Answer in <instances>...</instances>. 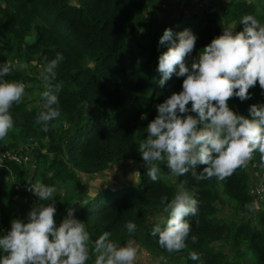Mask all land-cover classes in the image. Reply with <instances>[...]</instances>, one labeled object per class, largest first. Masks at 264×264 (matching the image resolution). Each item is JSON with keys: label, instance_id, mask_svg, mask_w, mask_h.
Segmentation results:
<instances>
[{"label": "trees", "instance_id": "16d2710c", "mask_svg": "<svg viewBox=\"0 0 264 264\" xmlns=\"http://www.w3.org/2000/svg\"><path fill=\"white\" fill-rule=\"evenodd\" d=\"M164 1L0 0V65L7 61L13 64L11 74L2 79L25 85L22 102L13 104L10 110L14 128L0 140V150L12 149L28 156L21 161L1 159L0 238L11 230L14 217L4 208L5 203L22 198L29 199L27 206L32 210L54 203L57 227L73 207L75 218L85 223L92 241L105 231L118 245L134 239L153 256L165 257L167 264H241L209 247L210 242L224 237L232 238L236 244L246 242L255 263L264 264V208L237 223L216 214L221 193L235 201L240 211H248L245 204L253 199L248 193L245 169L219 182L216 178L197 181L191 172L174 177L173 182L165 176L170 173L161 162L162 178L152 182L138 151L139 142L147 138V125L158 115L156 106L182 91L186 78L173 74L163 85L160 83L163 77L157 71L158 58L171 45V41L160 44L165 30L171 29L177 42L178 34L185 30L197 37L195 49L187 57L190 66L204 47L223 34L225 27L231 25L236 33L243 31L244 15L255 16L264 26V0H221V11L214 9L212 0L210 7L181 17L171 15L167 5L145 24L142 17L150 7ZM140 32V45L129 42ZM57 53L64 59L52 84H62L57 93L61 114L44 132L36 123L44 102L42 93L48 90L40 74ZM261 98L264 100V94ZM233 111L251 118L248 111L237 107ZM143 115L147 119H141ZM27 141L35 143L28 153L18 149ZM255 157L258 161V153ZM117 161L135 166L134 173L140 174L136 175V183L103 179L98 183L92 179ZM203 167L197 166L196 171ZM35 182L55 187L58 191L54 200L40 201L29 191ZM181 183L197 199L198 215L187 217L192 231L186 247L169 253L151 234L153 217L162 206V198L170 201ZM89 187L95 192L87 196ZM32 210L24 209L23 222H28ZM129 221L136 224L135 233L128 232L125 225ZM191 252H196L199 260L191 259ZM4 255L0 250V258ZM94 259L93 255L88 264H94Z\"/></svg>", "mask_w": 264, "mask_h": 264}, {"label": "clouds", "instance_id": "9594fccd", "mask_svg": "<svg viewBox=\"0 0 264 264\" xmlns=\"http://www.w3.org/2000/svg\"><path fill=\"white\" fill-rule=\"evenodd\" d=\"M241 23L243 31L236 33L231 25L225 27L223 34L204 47L190 66L187 57L193 53L197 37L185 30L178 34L177 42L171 29L163 33L160 44L171 41V45L158 58L157 71L163 77L161 85L173 74L186 78L182 91L156 106L158 115L147 125V138L138 145L147 167L146 174L152 182L162 178L161 162L173 177L191 172L197 181L212 178L223 181L238 169H247L257 153L258 163L253 165L259 168L256 175L264 173V105H252L251 118L237 114L228 105L233 97L241 101L249 99V90L257 83L264 89V26L251 14L244 15ZM63 59V55L57 53L40 74L48 90L42 93L44 102L36 123L42 125L44 132L49 131L50 122L61 114L57 93L62 84L53 85L52 81ZM12 70L11 61L0 65V140L14 128L10 110L13 104L22 102L25 95L23 83L2 79ZM187 113L195 115H185ZM200 165L204 167L197 172ZM28 190L40 201H53L58 191L41 182L31 183ZM161 205L153 217L151 234L167 252H179L186 247L191 234L192 225L187 217L198 215V201L181 183L171 200L164 197ZM245 208L254 213L259 204L253 200L246 203ZM74 212L70 207L67 218L58 227L54 203L34 208L28 214L27 223L13 220L11 230L0 238V250L6 253L0 258V264H88L93 255L94 264H136L139 249L134 239L120 246L105 231L92 241L85 223L76 219ZM125 226L130 234L137 230L131 221ZM191 238L196 241L195 236ZM190 258L199 260V255L191 252ZM161 261L167 264L163 256L156 264Z\"/></svg>", "mask_w": 264, "mask_h": 264}, {"label": "rangeland", "instance_id": "374dc122", "mask_svg": "<svg viewBox=\"0 0 264 264\" xmlns=\"http://www.w3.org/2000/svg\"><path fill=\"white\" fill-rule=\"evenodd\" d=\"M212 0H165L160 4V6H153L150 7L148 12L142 17V20L145 24H148L151 21L152 16L157 12L158 9H162L165 6L169 5L167 9L170 10L171 15H189L194 11H201L203 8H207L210 5ZM221 0H213V3L215 2L214 9L215 10H222L219 6H224V3H220ZM226 0H222V2H225ZM219 2V3H218ZM154 27V26H153ZM150 28V27H149ZM152 26H151V29ZM142 33L136 34L135 36H132L130 38L131 43L139 44L141 41ZM140 45V44H139ZM139 49V48H137ZM19 82V81H18ZM34 92L36 90H33ZM250 98L244 101H241L238 97H233L229 99L228 105L229 107L234 110L235 107L238 108L240 111H248L249 108L254 104L264 105V100L261 98V96L264 94V89H261L259 84L255 87H252L250 90ZM190 108V107H189ZM195 115L194 113H187L185 115ZM35 145L34 142L27 141L26 143H22L19 145V148L28 147L31 149ZM4 151V150H2ZM6 151V150H5ZM7 151L13 152L12 149ZM31 158V157H30ZM258 161L254 159L247 169H245L248 172L249 180H248V193L252 196V199H254L253 191L255 182H258L261 180V183L264 179V173H261L259 176L256 175L257 172H259V168L254 167L253 165L257 164ZM132 164L128 162H120L117 161L116 163H113L110 165L109 168H107L105 171H102V173H98V175L93 176V180L99 182H102V179L104 182L106 181H117V180H124L126 182H133L136 183V175H133L135 172V166L131 167ZM170 180H174V177L171 175H165ZM165 177V178H166ZM174 182V181H173ZM219 182V180H218ZM97 183V184H98ZM108 187L111 189V185H108ZM178 189V188H177ZM95 191L93 188L89 187L87 189L86 195L93 194ZM84 195L83 197L87 198V196ZM222 199L217 202V216L220 218L226 220L227 222L237 223L241 219H250L251 214L248 211H240L238 208V204L230 200L225 194L221 193L220 196ZM29 201V199H28ZM22 198L11 200L5 203L4 208H7L9 212H11L14 217L13 220L19 219V220H26V213L24 212V209L28 207L30 210H32L31 206H27V202ZM259 204L258 210L264 208V196L261 200H256ZM24 206V208H23ZM254 219V218H253ZM10 231V230H8ZM125 244H123L124 246ZM208 245L210 248L221 251L224 254H226L227 259L233 262L241 263V264H256V258L252 251L250 249H247V243L241 242L239 244H236L232 238H223L222 240H216L210 242ZM136 246H138V257L136 264H156V260L158 257L153 256L151 253L146 251L145 249L141 248L137 243Z\"/></svg>", "mask_w": 264, "mask_h": 264}, {"label": "built area", "instance_id": "2783aa9c", "mask_svg": "<svg viewBox=\"0 0 264 264\" xmlns=\"http://www.w3.org/2000/svg\"><path fill=\"white\" fill-rule=\"evenodd\" d=\"M24 149H26V152L28 153V147H23ZM9 158V159H14L17 161H21V160H25L27 159V154L25 155H21L17 152H11V151H1L0 150V162L2 158ZM259 190V191H258ZM253 191V195H254V199L255 200H261L264 196V182L261 183V180L258 182H255V186H254V190Z\"/></svg>", "mask_w": 264, "mask_h": 264}, {"label": "water", "instance_id": "95a60500", "mask_svg": "<svg viewBox=\"0 0 264 264\" xmlns=\"http://www.w3.org/2000/svg\"><path fill=\"white\" fill-rule=\"evenodd\" d=\"M120 246H123V243H121V245Z\"/></svg>", "mask_w": 264, "mask_h": 264}]
</instances>
